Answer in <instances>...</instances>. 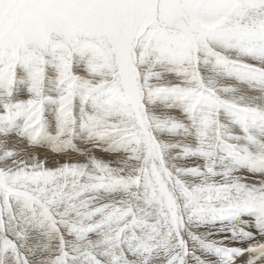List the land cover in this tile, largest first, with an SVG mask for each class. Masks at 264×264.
Returning a JSON list of instances; mask_svg holds the SVG:
<instances>
[{
    "label": "snow or ice",
    "instance_id": "1",
    "mask_svg": "<svg viewBox=\"0 0 264 264\" xmlns=\"http://www.w3.org/2000/svg\"><path fill=\"white\" fill-rule=\"evenodd\" d=\"M0 264H264V0H0Z\"/></svg>",
    "mask_w": 264,
    "mask_h": 264
},
{
    "label": "rangeland",
    "instance_id": "2",
    "mask_svg": "<svg viewBox=\"0 0 264 264\" xmlns=\"http://www.w3.org/2000/svg\"><path fill=\"white\" fill-rule=\"evenodd\" d=\"M78 159L79 157H77L76 155H72L71 157H59V156H52L49 155L48 159H49V163L51 164L52 162H54L55 160H59V159Z\"/></svg>",
    "mask_w": 264,
    "mask_h": 264
}]
</instances>
